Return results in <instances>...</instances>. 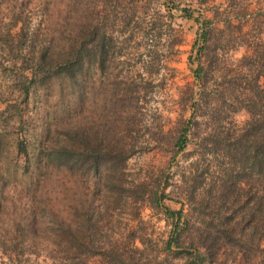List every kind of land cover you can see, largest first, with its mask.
I'll list each match as a JSON object with an SVG mask.
<instances>
[{
	"label": "rangeland",
	"instance_id": "374dc122",
	"mask_svg": "<svg viewBox=\"0 0 264 264\" xmlns=\"http://www.w3.org/2000/svg\"><path fill=\"white\" fill-rule=\"evenodd\" d=\"M249 3L254 9L264 7V0H249ZM171 5L177 9L168 12L167 8L170 9ZM114 9H124L134 15L141 13V16L139 24L131 25L134 28H122L126 31L123 33L121 28L118 29L120 37L117 39L116 55L107 58L106 68L97 85L88 94L75 96L64 83H55L48 98L43 97L44 92L30 98L28 121L33 129L38 130L43 125L49 130V145L55 146L61 140V133L80 124L89 132L91 147L105 137L104 132H110L128 142L129 148L131 143H141L143 139V132H138L132 118V109L137 106L144 108L147 117L142 124L148 128V145L127 160L125 186L119 185L116 180L105 186L102 178L77 169L70 172L54 170L48 185L70 186V203L74 213L80 203L86 201L98 207L101 215L110 214L102 237L110 236L120 245L123 243L128 247H145L143 253L136 255L137 259L158 256L167 264H231L230 258L235 251L230 249V245L213 262L191 254L193 250L187 248L190 241L186 235L179 244L173 243L170 249L166 248L172 240L175 225L173 219L164 214L162 207L173 211L183 208L187 213L195 208L192 217L208 222V229L205 224L197 225L200 232H214L209 227L212 218L214 224L222 222V206L225 199L230 200V132L239 130L248 120L247 113L238 104L241 92L230 84L234 82L230 70L235 69L238 61L251 52L245 42H251L255 36L264 41V26L257 35L254 21L247 23L241 39L236 40L240 46L232 48L230 0H139L136 4L122 7L97 0H0V43L7 40L6 31L16 18H21V22L27 19L34 30L45 28L49 23L57 30L58 26L76 28L79 17L84 13ZM183 9L191 10L193 18H198L199 23L183 19ZM52 14L56 17L53 20L49 18ZM68 16L72 18L70 22ZM151 18L155 23L150 21ZM204 20H209L212 29L220 31L216 32L215 39L208 36L209 42L205 45L198 37ZM152 28L156 29V35L150 31ZM137 32L140 33L137 40L123 42L121 36L136 35ZM127 52L130 54L125 57ZM129 65L132 67L127 97L123 102L118 100L116 103L113 87L124 88L119 86V82ZM198 66H202L203 70L200 79L196 80L194 71ZM192 94L201 103L198 115L202 117L193 116L198 127L190 131L186 150L177 154L174 143L185 122L194 113ZM3 108L0 105V110ZM123 112H127L126 120L120 122ZM0 130L5 146L8 125L2 118ZM4 150L0 160L6 165ZM191 166L200 167L202 183L190 194L196 199L189 202L186 193L182 198L179 195L191 185L182 177ZM8 170L12 172L11 168ZM12 182L9 186H0V264H13L8 257L11 242L21 240L11 228V217L17 215H13L12 206L17 201L28 202L24 191L26 180L18 178L14 181L12 175ZM138 182H142V186L137 187ZM152 190L158 196H166L160 204L150 195ZM226 190L229 192L224 198ZM207 205H211L206 213L210 217L196 214ZM195 234L193 232L191 238H196ZM260 246L264 249V239ZM35 248L31 250L37 252ZM253 256L257 258L255 264H260L264 257L262 253ZM86 264L105 262L92 256Z\"/></svg>",
	"mask_w": 264,
	"mask_h": 264
},
{
	"label": "trees",
	"instance_id": "16d2710c",
	"mask_svg": "<svg viewBox=\"0 0 264 264\" xmlns=\"http://www.w3.org/2000/svg\"><path fill=\"white\" fill-rule=\"evenodd\" d=\"M97 1L122 7L136 4L139 0ZM252 7L249 0H230V47L240 46L236 40L241 39L243 28L250 21H254L253 28L260 35L264 26V7ZM173 9L177 8L171 5L167 11ZM182 11L183 19L199 23L198 18H193L191 10ZM140 16L141 13L134 15L124 9L92 11L79 17L76 28L63 29V26H58L57 30H54L52 23L34 30L27 19L21 22V18H16L7 29V40L3 42L5 44L0 43V105L4 106L0 110V119L8 125L5 146L0 130V155L5 149L4 161L7 163L3 165L0 160V186L13 184L12 175L14 181L23 178L26 180L24 191L28 200L27 203L17 201L12 206L13 215H17L11 217V228L14 235L21 239L11 242L8 257L13 264H86L92 256L101 258L105 264H167L158 256L137 259L136 255L143 253L145 247H128L123 243L120 245L110 236L102 237L110 214L101 215L98 207L86 201L81 202L74 213L70 203V186L48 185L54 170L70 172L77 169L102 178L105 186L113 180L125 186L127 160L148 145V128L142 124L147 118L144 108L135 106L132 109L133 123L139 133L143 132V139L141 143H131L129 148L128 142H123L116 133L110 132H104L105 137L91 147L89 132L80 124L61 133V140L55 146L49 145V130L43 125L38 130L33 129L27 114L30 98L40 92H44L43 97L48 98L57 82L64 83L75 96L88 94L100 81L107 58L116 55L117 39L120 37L117 35L118 29L121 28L123 33L126 31L122 28H134L131 25L139 24ZM49 18L53 20L56 17L52 14ZM68 18L70 22L72 18ZM150 21L155 23L152 18ZM20 22L22 24L17 29ZM201 24L198 37L205 45L209 42L208 36L215 39L216 32L220 31L218 28L212 29L209 20ZM150 31L157 34L155 28ZM121 37L124 43H131L140 37V33ZM245 43L251 52L238 61L235 69L231 68L234 82L230 84L241 92L238 104L247 113L248 120L239 130L230 132V200L225 199L222 206V222L214 224L212 218L209 227L214 232H200L197 225L205 224L208 229V222L192 217L195 208L187 213L183 208L173 211L162 207L164 214L173 219L175 225L172 240L166 248L170 249L173 243L179 244L186 235L190 241L187 248L193 250L191 254L212 262L223 255L228 245L235 251L230 258L231 264H255L257 258L253 254L264 255V249L260 246L264 239V41L255 36L251 42ZM129 54L127 52L125 57ZM131 67L129 65L128 70L123 71L125 75L120 79L119 86L123 85L124 88L113 87L116 103L118 100L123 102L127 97ZM202 70L203 67L198 66L194 71L196 80L200 79ZM192 100L194 113L185 122L174 143L177 154L186 150L190 131L198 127L193 116L202 117L198 115L201 103L193 94ZM126 116L127 112H123L119 121L126 120ZM192 135L195 134L192 132ZM182 177L191 185L182 190L179 196L182 198L186 193L191 202L196 196L190 194L202 183L201 169L191 166ZM137 185L142 186V182ZM228 192L226 190L223 194L224 198ZM150 195L157 204L166 197L158 196L155 190L150 191ZM210 208L211 205H207L196 214L203 213L210 217L206 214ZM193 232L197 233L194 235L196 238H191ZM140 243L143 244L141 239ZM34 247L37 252L31 250ZM262 259L260 264H264V257Z\"/></svg>",
	"mask_w": 264,
	"mask_h": 264
}]
</instances>
